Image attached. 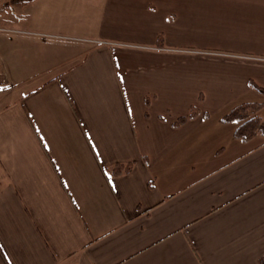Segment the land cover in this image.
I'll list each match as a JSON object with an SVG mask.
<instances>
[{"label": "crops", "instance_id": "obj_1", "mask_svg": "<svg viewBox=\"0 0 264 264\" xmlns=\"http://www.w3.org/2000/svg\"><path fill=\"white\" fill-rule=\"evenodd\" d=\"M97 8L59 25L79 58L0 108V264H260L264 137L219 119L264 103V0Z\"/></svg>", "mask_w": 264, "mask_h": 264}, {"label": "rangeland", "instance_id": "obj_2", "mask_svg": "<svg viewBox=\"0 0 264 264\" xmlns=\"http://www.w3.org/2000/svg\"><path fill=\"white\" fill-rule=\"evenodd\" d=\"M101 2L0 0V15L13 19L0 23V108L34 88V82L61 72L79 58L70 52L84 45L83 40L90 35L87 31L61 29L59 25L76 16H86V12H91L95 24ZM259 115L264 118V109Z\"/></svg>", "mask_w": 264, "mask_h": 264}, {"label": "trees", "instance_id": "obj_3", "mask_svg": "<svg viewBox=\"0 0 264 264\" xmlns=\"http://www.w3.org/2000/svg\"><path fill=\"white\" fill-rule=\"evenodd\" d=\"M33 1V0H24ZM156 45L162 46L161 35L157 36ZM252 88L256 89L261 94H264V89L250 82ZM264 107V103L244 102L233 106L226 114H224L219 122L222 124H235L232 136L240 142H248L256 136L264 137V118L259 115V112ZM199 113L192 109L187 117H181L174 122V126L184 123L187 119L194 118ZM206 117V115H203ZM133 162L126 164H116L108 169V174L112 177H118L131 172ZM260 264H264V257L260 260Z\"/></svg>", "mask_w": 264, "mask_h": 264}]
</instances>
